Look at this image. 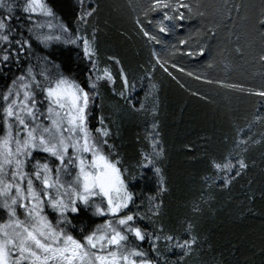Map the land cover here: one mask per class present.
I'll use <instances>...</instances> for the list:
<instances>
[{"label": "trees", "instance_id": "obj_1", "mask_svg": "<svg viewBox=\"0 0 264 264\" xmlns=\"http://www.w3.org/2000/svg\"><path fill=\"white\" fill-rule=\"evenodd\" d=\"M47 2L63 23L75 29L82 10L81 0ZM185 2L192 5L191 18L185 12L186 19L180 22L183 27L161 34L155 24L160 15H144L152 0H83L84 11L96 9L89 18L88 32L93 27L98 30L99 67H108L117 76L118 66L109 57L118 59L136 84L131 103L136 109L144 103L146 109L133 110L113 94L111 86H104L92 109L91 126H99L100 115L115 121L112 126L119 135L110 143L116 144L136 178L132 189L143 198L156 195V178L150 171L142 176L135 165L141 150L151 151L148 135L153 131V121L159 125L158 138L163 141L165 159L158 166L163 169L168 191L163 194L157 223L183 234L185 239L189 238L185 222L192 223L195 226L192 235L198 237L195 252L185 257L183 264H264V119H256L264 116V98L258 95L264 91V26L259 23L264 19L261 15L264 0ZM197 12L204 15L198 16ZM137 17L163 44H155L143 35L136 24ZM19 23L22 31L30 26L23 21ZM180 39H187L188 45H180ZM200 47H204L202 55ZM153 50L160 55L167 71L159 66L152 70ZM189 51L197 54L187 55ZM79 52L75 45L45 47L33 40V50L26 61L0 65V93L29 63L34 68L44 64L40 58L45 56L59 65L60 72L84 83L91 65L77 55ZM172 64L176 67H171ZM45 67L51 69L50 65ZM180 68L184 71H179ZM145 70L150 75L146 76ZM150 84L158 86L155 117L153 95L145 99ZM225 84L242 85L244 90L224 87ZM116 89L120 90L118 77ZM240 140L248 141V151L241 156L249 168L227 187L220 179L209 187L211 181L205 182L203 178L217 175L210 169L209 161L232 153V162L236 163L239 157L234 146ZM194 204L199 212L193 210ZM49 214L55 222L51 211ZM70 218L74 227L68 230L77 238L82 235L81 229L87 234L103 221L90 212L71 214ZM144 226L152 230L147 221ZM142 246L150 247L148 243ZM160 248L165 251L163 241ZM166 255L170 261H176L181 252L176 249Z\"/></svg>", "mask_w": 264, "mask_h": 264}, {"label": "snow or ice", "instance_id": "obj_2", "mask_svg": "<svg viewBox=\"0 0 264 264\" xmlns=\"http://www.w3.org/2000/svg\"><path fill=\"white\" fill-rule=\"evenodd\" d=\"M81 9L75 29H70L47 0H0V65L6 67L12 62L26 61L33 50V40L45 47H50L53 42L75 45L80 49L77 55L91 65L81 83L60 72L59 65L45 56L40 58L44 65L57 71L52 72L46 67L37 72L29 63L25 71L12 79L7 90L0 93L4 102L0 117L3 125L0 208L7 214V219L0 222V264H183L184 258L195 252L198 237L192 235L195 229L192 223L185 222V231L189 234L186 239L183 234L157 223L163 194L168 191L163 169L158 166L165 159L163 141L158 138L159 125L153 121V131L148 135L151 151L141 150L135 165L142 176L150 171L156 178V195L143 198L132 189L136 178L125 165L116 144L110 143L119 135L118 129L114 131L112 126L115 121L100 115L97 118L99 126H91L92 109L104 86H111L113 94L133 110L146 109L144 103L139 109L131 103L136 84L129 79L118 59L109 57L118 66L117 76L108 67H99L98 30L93 27L91 33L88 32L89 18L96 9L84 11L83 0ZM185 12L189 13L187 18L190 19L192 5L185 0H152L144 15L158 13L161 19L155 24L158 33L164 34L183 27L180 22L186 19ZM196 15L204 14L197 12ZM261 15L264 16V12ZM21 21L30 25L24 31ZM148 23L151 25L153 21ZM259 23L264 26V19ZM136 24L149 41L163 44L157 34L145 29L139 17ZM209 33L215 35L211 30ZM179 44L187 46L188 40L180 39ZM203 52L204 47H200L199 54ZM196 54L187 53L190 56ZM152 56L155 59L152 70L159 66L167 71L155 50ZM145 75H150L148 70ZM117 77L119 91L116 89ZM223 86L244 90L242 85ZM157 88L156 84H150V93L145 94L146 100L149 94L153 95V117ZM258 95L264 98V91ZM256 119H264V116ZM234 151L239 157L236 163L232 162V153L220 160L209 161L210 169L217 174L203 178L205 182L211 181L209 187L216 179L227 187L249 168L241 156L248 151V141H236ZM40 153L46 154L43 161L37 158ZM221 172L226 175L219 176ZM48 210L54 215L55 222L49 218ZM193 210L199 212L200 209L194 204ZM89 212L104 218V222L87 234L81 229L82 235L77 238L68 230L74 227L70 215ZM145 221L151 231L144 226ZM161 241L165 251H161ZM144 243L150 247L144 248ZM176 249L181 255L176 261H170L166 253Z\"/></svg>", "mask_w": 264, "mask_h": 264}, {"label": "rangeland", "instance_id": "obj_3", "mask_svg": "<svg viewBox=\"0 0 264 264\" xmlns=\"http://www.w3.org/2000/svg\"><path fill=\"white\" fill-rule=\"evenodd\" d=\"M0 13H2V10H0ZM0 43H2V42H0ZM57 45H65V44H63V43H61V42H53V44L50 46V47H54V46H57ZM36 57H34V59H35ZM34 68V67H33ZM45 66H44V64H41V66L39 67V68H34V70L35 71H37V72H39V71H43V70H45ZM50 71H52V72H55V71H57L56 69H49ZM59 71H60V68H59ZM7 90V89H6ZM5 90V91H6ZM4 91V92H5ZM3 104H4V102H3V100L2 99H0V117H2V115H3V113H2V107H3ZM0 135H2L3 134V125H2V120H0ZM46 154H43V153H40V154H38L37 155V158L38 159H41L42 161H43V158H44V156H45ZM49 211L50 210H48V214H49ZM21 218H23V217H21ZM49 218L51 219V216H50V214H49ZM100 218H102V217H100ZM7 219V214H6V210L5 209H2V208H0V222H4L5 220ZM103 219V221L100 223V224H102L103 222H104V218H102Z\"/></svg>", "mask_w": 264, "mask_h": 264}]
</instances>
